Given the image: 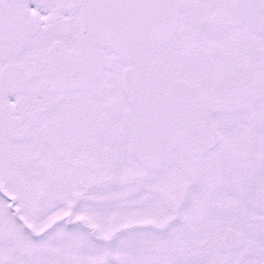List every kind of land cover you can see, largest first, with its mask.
<instances>
[{
    "label": "snow or ice",
    "instance_id": "1",
    "mask_svg": "<svg viewBox=\"0 0 264 264\" xmlns=\"http://www.w3.org/2000/svg\"><path fill=\"white\" fill-rule=\"evenodd\" d=\"M0 264H264V0H0Z\"/></svg>",
    "mask_w": 264,
    "mask_h": 264
}]
</instances>
